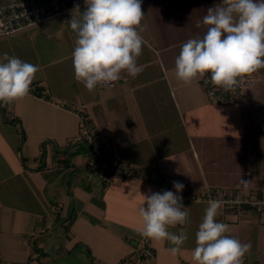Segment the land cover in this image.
I'll list each match as a JSON object with an SVG mask.
<instances>
[{
    "label": "crops",
    "instance_id": "crops-1",
    "mask_svg": "<svg viewBox=\"0 0 264 264\" xmlns=\"http://www.w3.org/2000/svg\"><path fill=\"white\" fill-rule=\"evenodd\" d=\"M220 3L142 0L146 44L137 60L142 72L136 78L122 72L113 87L98 85L91 92L75 79L71 54L76 36L68 23L72 14L84 10L0 39V59L7 53L39 69L28 95L0 103V264L135 263L142 238L137 230L143 226L138 208L150 191H162L152 182L125 178L105 185L92 177L86 166L88 146L76 140L78 111L87 113L120 161L147 169L153 180L169 176L172 186L180 181L184 188L179 195L219 186L209 174L217 175L215 159L228 156L203 158L192 131L196 110L211 102L201 78L191 84L176 79L175 59L188 39L203 35L197 23ZM251 76L248 105L242 108L247 116L264 112V68ZM244 150L251 152V144L238 152ZM247 158L255 161L257 156L249 153ZM232 173L222 181L224 188L264 200V184L254 180L257 170ZM208 203L183 202L188 222L168 231L183 229L188 239L176 255L167 241L151 240L154 257L148 264H195V234ZM216 219L229 226L228 235L251 245L243 264H264V211L221 203Z\"/></svg>",
    "mask_w": 264,
    "mask_h": 264
},
{
    "label": "clouds",
    "instance_id": "clouds-1",
    "mask_svg": "<svg viewBox=\"0 0 264 264\" xmlns=\"http://www.w3.org/2000/svg\"><path fill=\"white\" fill-rule=\"evenodd\" d=\"M85 10L68 21L75 33L72 63L77 82L93 91L110 86L126 72L136 78L142 68L137 60L146 41L141 35L142 0H84ZM80 10L79 4L75 9ZM74 12V11H73ZM202 36L188 39L175 59V76L184 84L205 78L225 92L234 90L245 76L264 68V0H222L207 10ZM39 71L36 65L3 54L0 59V103L9 104L28 95ZM175 192L164 190L145 195L138 208L143 226L138 234L152 241H167L176 255L188 239L169 227L185 225L189 212L179 195L184 185L173 181ZM221 201L209 200L195 234V264H243L251 245L227 233L229 226L217 221Z\"/></svg>",
    "mask_w": 264,
    "mask_h": 264
},
{
    "label": "built area",
    "instance_id": "built-area-1",
    "mask_svg": "<svg viewBox=\"0 0 264 264\" xmlns=\"http://www.w3.org/2000/svg\"><path fill=\"white\" fill-rule=\"evenodd\" d=\"M79 4L80 10H85L84 0H6L0 3V39L14 34L20 30L32 27L51 18L72 13L79 9L75 6ZM210 77V73L205 78H201L207 99L215 104L237 105L245 108L247 104V92L252 81V76H245L238 86L229 92L222 88H216L211 83L204 80ZM116 82L110 86L113 87ZM80 131L76 137L77 141L84 142L88 146L87 169L92 177L99 179L105 185H112L119 180L129 178L137 181L152 182L161 191L172 190V180L169 176H161L152 179L151 173L141 167L131 166L127 162L120 161L105 145L95 124L84 111L76 112ZM183 200H219L223 204L244 206L255 208L258 212L264 211V200L253 198L249 195L235 193L229 188L207 186L203 192L197 195L182 194ZM137 257L134 264H148L154 257V250L151 240L141 238L136 247ZM27 264H34L33 261ZM119 264H129L122 260Z\"/></svg>",
    "mask_w": 264,
    "mask_h": 264
},
{
    "label": "rangeland",
    "instance_id": "rangeland-1",
    "mask_svg": "<svg viewBox=\"0 0 264 264\" xmlns=\"http://www.w3.org/2000/svg\"><path fill=\"white\" fill-rule=\"evenodd\" d=\"M210 105L203 110H196L192 131L195 144L203 158L207 155L214 156V158L215 155L219 158L225 154L228 156L224 161L214 160L217 164L215 166L217 175L209 174V176L211 178L214 176L219 186L212 187L224 188L222 181L234 177L232 171L236 169L257 170L260 173L258 178H252L256 181V185L257 183L264 184V112L257 110L254 115L247 116L244 110L237 105L215 103H210ZM261 108L264 109V104ZM249 144L252 146L251 152L248 150L238 152L241 146ZM221 146H226L229 150L225 151L221 149ZM238 153L241 156L237 160L235 157L232 158V155ZM249 153L257 156L255 161L248 160ZM251 163L252 167L250 165L247 167V164ZM207 170L209 171L208 168ZM224 172L227 174L226 177L222 175ZM194 175H196L195 172ZM235 177L242 178L244 174Z\"/></svg>",
    "mask_w": 264,
    "mask_h": 264
},
{
    "label": "trees",
    "instance_id": "trees-1",
    "mask_svg": "<svg viewBox=\"0 0 264 264\" xmlns=\"http://www.w3.org/2000/svg\"><path fill=\"white\" fill-rule=\"evenodd\" d=\"M244 206H246V205H244ZM248 206V205H247Z\"/></svg>",
    "mask_w": 264,
    "mask_h": 264
}]
</instances>
